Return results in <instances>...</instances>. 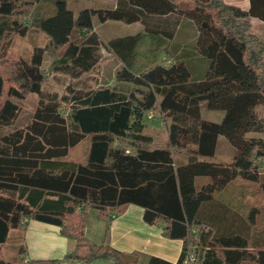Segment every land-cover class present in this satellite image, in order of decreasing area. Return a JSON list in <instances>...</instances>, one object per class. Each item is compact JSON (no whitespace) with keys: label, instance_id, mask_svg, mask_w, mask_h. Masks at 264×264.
<instances>
[{"label":"trees","instance_id":"obj_1","mask_svg":"<svg viewBox=\"0 0 264 264\" xmlns=\"http://www.w3.org/2000/svg\"><path fill=\"white\" fill-rule=\"evenodd\" d=\"M41 2L0 0V132L8 129L0 137V264H141L139 254L110 247V227L104 246L86 238L89 210L110 225L112 214L131 205L144 210L148 225H163L164 237L183 242L176 264H264V244L250 236L256 212L249 225H239L215 202L234 182L260 185L264 194V35L252 25L264 22V0H250L248 11L226 0H117L114 9L89 8L77 17L69 0H52L50 15ZM182 3L192 7L193 53L205 70L191 52L168 47L177 37L179 22L171 20ZM96 19L139 23L144 32L107 44L95 32ZM31 31L45 36L46 45L29 58L8 55L6 34ZM146 34L161 37L159 48L172 62L135 73ZM111 59L118 64L109 66ZM54 64L86 78L59 100L40 98L17 126L28 99L44 93ZM204 106L223 111V121H205ZM149 114L169 121L160 144L145 134ZM220 137L236 149L231 162L212 161ZM88 138L87 160H72L71 150ZM30 221L59 227L75 250L62 260L25 262L23 244L17 260L3 259L11 232ZM149 264L172 263L151 258Z\"/></svg>","mask_w":264,"mask_h":264},{"label":"rangeland","instance_id":"obj_2","mask_svg":"<svg viewBox=\"0 0 264 264\" xmlns=\"http://www.w3.org/2000/svg\"><path fill=\"white\" fill-rule=\"evenodd\" d=\"M228 4L234 6L244 7L248 0H226ZM92 4H103L106 6H113L115 0H91ZM52 0H42L41 7L45 14H52L51 8ZM192 7L189 4L182 3L179 5V16H173L171 21L175 22L178 20L179 24L176 30V38L174 41L169 42V48H175L177 52H183L185 50L191 52V60L196 64L198 69L205 70V64L201 59L193 53L194 41L197 37V29L193 24L190 12ZM154 25L162 27L163 22H155ZM95 28L101 39L105 43L117 39L121 36L126 35H137L144 32L143 26L135 24L133 26H126L120 23H107L101 24L98 21L95 23ZM253 28L258 33L264 35V24L256 21ZM8 34V33H7ZM5 36V47H7L8 55L18 57L29 58L33 49L37 46H45L47 39L41 33L37 31H31L26 37H20L18 35L10 34ZM161 37L153 34H146L141 44L137 49V59L134 66V72L140 73L146 68L153 67L156 64H167L169 65L172 61L166 58L159 44ZM102 52L107 54L103 49ZM4 52L1 51L0 55ZM192 54L194 56H192ZM107 64V63H106ZM112 64L117 65L118 63L113 60L109 62V66ZM201 72V71H200ZM198 71V73H200ZM196 69L194 70V76H196ZM100 76V74H97ZM86 78L84 75H78L72 70L66 68L57 67L55 64L49 69V79L47 84L44 86V93L41 96H31L28 101L24 104L22 114L17 122V126L24 125L29 115L32 113L33 108L40 98L55 101L59 100L62 95L65 94L67 87L75 82H78ZM101 78V77H100ZM110 83H112L110 81ZM202 117L207 122L221 123L225 117L223 111L208 110L205 106L203 107ZM144 124L146 126L145 134L153 139L154 142L160 144L165 138H167L169 121H163L158 115H154L151 119L145 117ZM8 133V129L0 132L2 134ZM249 137H259V135H250ZM89 141L85 140L83 143L78 145L76 148L71 150V159L79 162H85L89 149ZM236 155V149L223 137H220L217 143L215 157L212 160L216 163H228ZM177 160L186 161L185 155L176 154ZM204 183V180L199 181ZM264 194L260 185L247 184L234 182L230 184L225 190L219 192L215 196L216 206L220 209V212H225L228 217L233 218L237 224L247 226L251 223L250 216L252 212H256L254 217V223L250 228V236L257 244H264ZM25 227L18 231H13L9 242L2 247V258L5 260H17L18 248L24 244L25 232L28 228V224L25 223ZM90 235L95 237V232H91Z\"/></svg>","mask_w":264,"mask_h":264},{"label":"crops","instance_id":"obj_3","mask_svg":"<svg viewBox=\"0 0 264 264\" xmlns=\"http://www.w3.org/2000/svg\"><path fill=\"white\" fill-rule=\"evenodd\" d=\"M116 5L117 0H115L113 6L92 4L91 0H69V8L74 11L76 17L79 15V13L89 8L96 10H109L116 8ZM234 7L243 11H248L250 8V0H248L244 7ZM96 21L98 20L96 19L95 23ZM256 21L264 24V22L254 19L252 21V25H254ZM95 32L98 34L96 28ZM129 36L134 35H126L118 38H126ZM102 54L105 58L111 57V55L108 53L104 54L102 52ZM113 60L115 59H111L110 61ZM86 140L90 142L86 157L87 160L91 150L92 142L90 138ZM108 227H110V247L121 253L139 254L141 256V264H149V260L151 258H158L166 262L176 264L181 257L183 251V242L180 240H171L164 237L163 225H148L144 221V210L141 207L131 205L126 209L125 212L121 214H112V222L110 225L99 215L98 211L89 210L87 214L86 238L92 246L101 247L105 245V236ZM92 231L95 232V237L90 235ZM24 244L28 249L25 262H29L31 260H62L67 254L72 253L76 248V242L63 237L59 227L37 221H30L28 223V228L25 232ZM4 246L5 245L2 247ZM92 264L113 263L111 261L99 260Z\"/></svg>","mask_w":264,"mask_h":264},{"label":"built area","instance_id":"obj_4","mask_svg":"<svg viewBox=\"0 0 264 264\" xmlns=\"http://www.w3.org/2000/svg\"><path fill=\"white\" fill-rule=\"evenodd\" d=\"M148 116H149V118H150V119H151L152 117H154V115H153V114H149Z\"/></svg>","mask_w":264,"mask_h":264}]
</instances>
